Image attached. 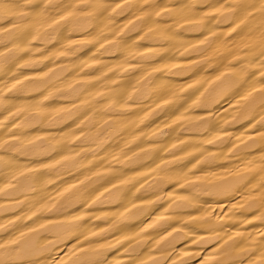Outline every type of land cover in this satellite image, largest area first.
Returning <instances> with one entry per match:
<instances>
[{"label":"bare ground","instance_id":"obj_1","mask_svg":"<svg viewBox=\"0 0 264 264\" xmlns=\"http://www.w3.org/2000/svg\"><path fill=\"white\" fill-rule=\"evenodd\" d=\"M0 3V259L264 264V0Z\"/></svg>","mask_w":264,"mask_h":264},{"label":"snow or ice","instance_id":"obj_2","mask_svg":"<svg viewBox=\"0 0 264 264\" xmlns=\"http://www.w3.org/2000/svg\"><path fill=\"white\" fill-rule=\"evenodd\" d=\"M0 9H3L5 11L10 10V6L7 4H3L0 3ZM21 15H25V13H21ZM157 15H159V13H157ZM17 83H19V81H17ZM25 234L21 233V238L20 239H13L10 242L6 243V244H0V249H8L11 248L13 251H19V247L22 243V238ZM15 246V247H13ZM76 254V250H73V255ZM215 262V257L213 256H209L207 260H204L201 262V264H214ZM0 264H13V262L11 260H3L0 259ZM30 264H38V262H30ZM53 264H67L66 261H61V260H55L53 261ZM73 264H80L79 261H73ZM83 264H93V262H89V261H84ZM94 264H104L103 261H96L94 262Z\"/></svg>","mask_w":264,"mask_h":264}]
</instances>
